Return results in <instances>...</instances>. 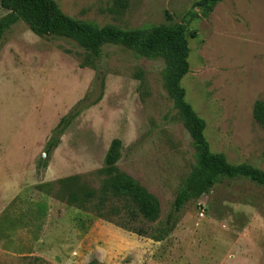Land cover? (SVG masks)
I'll return each mask as SVG.
<instances>
[{
  "label": "rangeland",
  "instance_id": "374dc122",
  "mask_svg": "<svg viewBox=\"0 0 264 264\" xmlns=\"http://www.w3.org/2000/svg\"><path fill=\"white\" fill-rule=\"evenodd\" d=\"M69 17L98 27H186V98L207 123L214 152L264 170V132L253 105L264 101V0H54ZM8 13L0 4V18ZM194 34V35H193ZM62 36L40 37L19 22L0 52V264H264V186L223 177L188 202L170 235L154 241L40 191L81 176L69 189L97 188L114 139L117 165L160 201V221L195 163L189 132L166 86L168 62L107 45L97 68ZM82 64L84 66H82ZM103 78V81H102ZM103 82V88H102ZM102 93V94H101ZM45 146L60 119L90 103ZM44 159L48 166L38 172ZM203 214V215H202Z\"/></svg>",
  "mask_w": 264,
  "mask_h": 264
},
{
  "label": "trees",
  "instance_id": "16d2710c",
  "mask_svg": "<svg viewBox=\"0 0 264 264\" xmlns=\"http://www.w3.org/2000/svg\"><path fill=\"white\" fill-rule=\"evenodd\" d=\"M127 1L125 0L123 5H126ZM219 1L221 0H200L197 5L205 6ZM0 4L8 11L0 18V52L6 33L17 23L24 22L40 37L62 36L75 40L87 51L86 64L95 68L102 57L103 48L111 44L122 45L142 55L164 56L168 62L166 86L179 119L190 134L195 150V163L175 199L174 210L165 221H160L159 199L137 179L118 167L122 147L119 139L112 141L104 166L95 172L96 175L103 176L99 187L69 189V184L80 181L81 176L75 175L54 183L40 184L37 186L40 191L139 236L163 241L175 229L184 206L191 200L209 194L223 177H245L264 186L263 169L250 164H231L225 153L212 150L205 133L207 123L186 98L182 80L190 71V47L185 25L182 23L173 26L158 25L148 30H125L111 25L98 27L64 14L54 0H0ZM101 94L90 103H85L89 98L84 97L60 119L46 143L47 157L58 147L61 136L72 122L85 109L98 103ZM253 118L264 132L263 100L255 101ZM39 165L40 173L48 166V160L44 159Z\"/></svg>",
  "mask_w": 264,
  "mask_h": 264
},
{
  "label": "built area",
  "instance_id": "2783aa9c",
  "mask_svg": "<svg viewBox=\"0 0 264 264\" xmlns=\"http://www.w3.org/2000/svg\"><path fill=\"white\" fill-rule=\"evenodd\" d=\"M203 215V214H202Z\"/></svg>",
  "mask_w": 264,
  "mask_h": 264
}]
</instances>
